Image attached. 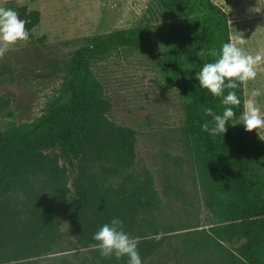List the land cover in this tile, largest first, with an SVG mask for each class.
<instances>
[{
  "label": "trees",
  "instance_id": "obj_1",
  "mask_svg": "<svg viewBox=\"0 0 264 264\" xmlns=\"http://www.w3.org/2000/svg\"><path fill=\"white\" fill-rule=\"evenodd\" d=\"M156 1L171 21L159 66L181 85L183 132L192 144L212 217L202 244H239V264H264V141L255 130L247 132L243 122L236 123L244 112V83L235 90L241 104L234 106L236 116L228 122L227 132L211 136L201 127L212 124L207 108L217 114L224 108L221 98L200 87L196 73L218 59L229 42L228 17L212 0ZM39 16L38 11L21 10L30 28L38 24ZM149 33L150 26L141 25L85 38L68 59L42 115L19 130L0 132V264H26L51 252L62 238L60 220L88 254L86 264H128L127 257L104 258L91 247L94 234L113 218L140 238L142 262L162 246L166 235L159 241L153 238L164 231L152 232L148 190L128 173L135 132L107 119L111 104L92 70L112 51L137 47ZM213 52L215 56L210 55ZM71 169L72 190L66 180ZM37 180L44 185L39 192L34 191ZM21 193L28 221L23 229L6 232L7 215L12 211L17 215L12 207Z\"/></svg>",
  "mask_w": 264,
  "mask_h": 264
},
{
  "label": "rangeland",
  "instance_id": "obj_2",
  "mask_svg": "<svg viewBox=\"0 0 264 264\" xmlns=\"http://www.w3.org/2000/svg\"><path fill=\"white\" fill-rule=\"evenodd\" d=\"M226 13L230 37L242 34L243 49L264 54V0H212ZM0 7L38 11L29 43H18L0 59V132L19 130L36 121L61 82L65 65L84 39L141 25L150 33L137 47L117 49L93 65L111 108L107 119L132 129L136 142L128 173L148 190L152 232L166 238L142 264H239V244L205 247L212 225L195 165L192 144L183 132L185 97L181 85L161 70L167 49L164 36L171 21L156 0H0ZM22 19V18H21ZM255 80L244 83L245 101L259 89L257 106L264 114V63ZM241 118L236 123H241ZM264 141V129H257ZM62 165V162H60ZM70 168V167H68ZM68 172L67 187L75 177ZM44 185L37 180L34 191ZM45 194V192H44ZM7 215L5 231L23 229L28 221L22 193ZM17 206V207H16ZM155 227V228H154ZM62 238L49 253L26 264H86L88 254L59 221ZM4 231V232H5Z\"/></svg>",
  "mask_w": 264,
  "mask_h": 264
},
{
  "label": "clouds",
  "instance_id": "obj_3",
  "mask_svg": "<svg viewBox=\"0 0 264 264\" xmlns=\"http://www.w3.org/2000/svg\"><path fill=\"white\" fill-rule=\"evenodd\" d=\"M26 22L20 18L17 11L12 8L0 7V59L5 57L10 47L18 43H29L30 34L26 30ZM248 40L242 38V34L229 38L224 43L218 59L205 63L202 69L196 73V79L200 87L206 89L214 97L222 99L224 105L222 114H217L212 108H207L206 115L212 118V124L204 123L202 130L211 136L221 135L227 132L228 122L235 118L234 106L241 104L236 94V89L257 77L258 67L264 63V54L255 55L247 53L243 49ZM203 50L199 55L203 56ZM210 55H216L215 52ZM227 90V92H226ZM259 89H253L248 100L244 102V112L241 116L243 126L247 132L264 129V114L257 106L256 98L261 96ZM257 132V131H256ZM166 233L160 232L153 238L159 241ZM96 242L92 248L100 252L101 257L120 260L128 258V264H142L138 251L139 237H132L124 230V223L119 218H113L110 223L104 224L93 236Z\"/></svg>",
  "mask_w": 264,
  "mask_h": 264
}]
</instances>
